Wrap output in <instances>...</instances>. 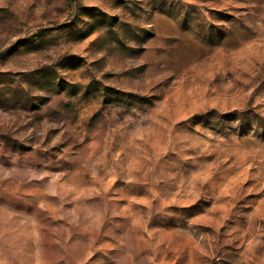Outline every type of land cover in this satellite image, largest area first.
Wrapping results in <instances>:
<instances>
[{
  "label": "rangeland",
  "instance_id": "obj_1",
  "mask_svg": "<svg viewBox=\"0 0 264 264\" xmlns=\"http://www.w3.org/2000/svg\"><path fill=\"white\" fill-rule=\"evenodd\" d=\"M0 264H264V0H0Z\"/></svg>",
  "mask_w": 264,
  "mask_h": 264
},
{
  "label": "trees",
  "instance_id": "obj_2",
  "mask_svg": "<svg viewBox=\"0 0 264 264\" xmlns=\"http://www.w3.org/2000/svg\"><path fill=\"white\" fill-rule=\"evenodd\" d=\"M141 100H143V101H147L148 99L146 98V97H143V96H141V97H139Z\"/></svg>",
  "mask_w": 264,
  "mask_h": 264
}]
</instances>
